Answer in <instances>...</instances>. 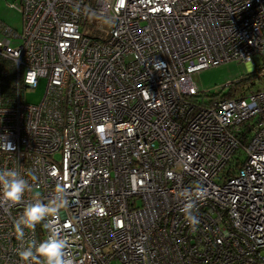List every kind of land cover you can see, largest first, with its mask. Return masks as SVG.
<instances>
[{"label": "built area", "instance_id": "obj_1", "mask_svg": "<svg viewBox=\"0 0 264 264\" xmlns=\"http://www.w3.org/2000/svg\"><path fill=\"white\" fill-rule=\"evenodd\" d=\"M7 6L22 31L0 20V170L31 189L16 203L0 189V264L46 238V222L24 240L14 222L58 184L74 264H264V0ZM231 62L248 74L196 89Z\"/></svg>", "mask_w": 264, "mask_h": 264}, {"label": "clouds", "instance_id": "obj_2", "mask_svg": "<svg viewBox=\"0 0 264 264\" xmlns=\"http://www.w3.org/2000/svg\"><path fill=\"white\" fill-rule=\"evenodd\" d=\"M29 175L32 180L36 179L35 175ZM0 189L5 201L16 203L21 201L25 192L31 189V185L17 170L4 169L0 170ZM55 192L60 195L48 203L37 199L34 203L27 204L14 222L15 233L20 240H24L26 229L35 231L37 224L41 222H46L48 228L44 240L38 242L33 238L19 251V256L25 264H74L69 239L64 235L65 228L60 224L62 209L69 206L66 189L58 184ZM191 207L192 205L185 204L183 211L186 221L194 228L199 224V220L190 214Z\"/></svg>", "mask_w": 264, "mask_h": 264}, {"label": "rangeland", "instance_id": "obj_3", "mask_svg": "<svg viewBox=\"0 0 264 264\" xmlns=\"http://www.w3.org/2000/svg\"><path fill=\"white\" fill-rule=\"evenodd\" d=\"M16 0H0V20L16 32L22 31V17L15 10L9 9L8 4L15 3ZM248 67L244 64L225 63L217 67L206 69L199 74L193 75L192 79L198 91H208L211 94L219 93V88L241 76L248 74ZM46 80L41 79L35 89L24 94V102L28 104H39L44 96ZM228 88L221 93H226ZM207 98H199L200 102Z\"/></svg>", "mask_w": 264, "mask_h": 264}, {"label": "trees", "instance_id": "obj_4", "mask_svg": "<svg viewBox=\"0 0 264 264\" xmlns=\"http://www.w3.org/2000/svg\"><path fill=\"white\" fill-rule=\"evenodd\" d=\"M2 67L5 68V70L8 72V77H10V73H9L10 64L7 61H4L2 62ZM228 97H231V95L229 94Z\"/></svg>", "mask_w": 264, "mask_h": 264}]
</instances>
